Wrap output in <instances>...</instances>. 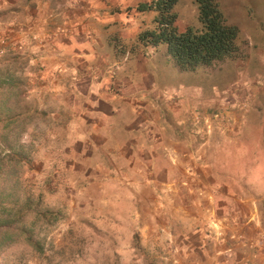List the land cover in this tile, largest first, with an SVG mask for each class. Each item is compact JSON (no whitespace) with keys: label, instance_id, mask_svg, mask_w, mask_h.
Instances as JSON below:
<instances>
[{"label":"rangeland","instance_id":"rangeland-1","mask_svg":"<svg viewBox=\"0 0 264 264\" xmlns=\"http://www.w3.org/2000/svg\"><path fill=\"white\" fill-rule=\"evenodd\" d=\"M219 1L241 30L235 53L206 70H165L161 78L172 88L200 86L219 103L212 133L199 110L204 137L193 123L170 132L218 151L211 165L218 186L199 195L216 213L192 237L176 221L157 225L146 209L138 216L121 180H99L81 144L70 145L74 131L52 120L55 97L39 78L46 68L34 45L39 36L24 35L27 49L17 32L3 33L17 14L0 3V191L23 209L37 243L15 237L0 246V264H264V0ZM176 9L181 29L201 26L195 0H178Z\"/></svg>","mask_w":264,"mask_h":264},{"label":"crops","instance_id":"crops-1","mask_svg":"<svg viewBox=\"0 0 264 264\" xmlns=\"http://www.w3.org/2000/svg\"><path fill=\"white\" fill-rule=\"evenodd\" d=\"M151 1L0 0L17 14L2 31L17 32L27 49L24 35L39 36L34 45L41 44L46 65L39 78L55 97L51 118L74 131L70 145L81 144L78 153L99 180L120 179L123 193L138 203V216L146 209L157 225L176 221L192 237L216 213L215 204H202L199 195L218 186L211 171L218 151L206 139L190 142L170 132L193 123L204 137L205 127L195 125L199 110L212 133L219 103L200 86L161 84L165 70L191 73L211 66L182 69L167 43L140 41L141 31L158 27L156 10L137 8ZM176 24L184 30L179 13ZM68 153L70 158L73 150Z\"/></svg>","mask_w":264,"mask_h":264},{"label":"trees","instance_id":"trees-1","mask_svg":"<svg viewBox=\"0 0 264 264\" xmlns=\"http://www.w3.org/2000/svg\"><path fill=\"white\" fill-rule=\"evenodd\" d=\"M177 2L178 0H152L138 5L139 10L153 9L158 12V27L141 31L139 39L142 43H167L174 61L185 70L213 65L235 53L241 30L228 22L219 0H195L201 26H187L184 30H180L176 24ZM2 163L1 160L0 167ZM5 200L6 194L2 195L0 191V246L14 241L17 236L36 245L33 236L29 235V229L25 227L23 209L8 205Z\"/></svg>","mask_w":264,"mask_h":264},{"label":"clouds","instance_id":"clouds-1","mask_svg":"<svg viewBox=\"0 0 264 264\" xmlns=\"http://www.w3.org/2000/svg\"><path fill=\"white\" fill-rule=\"evenodd\" d=\"M226 60V59H225ZM221 61H223V60H221ZM210 66H212V65H210Z\"/></svg>","mask_w":264,"mask_h":264}]
</instances>
